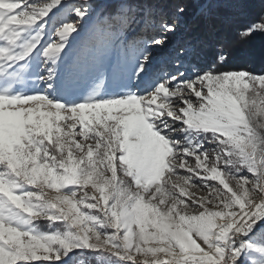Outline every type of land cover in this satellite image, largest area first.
<instances>
[{
  "label": "snow or ice",
  "instance_id": "1",
  "mask_svg": "<svg viewBox=\"0 0 264 264\" xmlns=\"http://www.w3.org/2000/svg\"><path fill=\"white\" fill-rule=\"evenodd\" d=\"M221 8L264 35V0H0V264H264V50Z\"/></svg>",
  "mask_w": 264,
  "mask_h": 264
},
{
  "label": "trees",
  "instance_id": "2",
  "mask_svg": "<svg viewBox=\"0 0 264 264\" xmlns=\"http://www.w3.org/2000/svg\"><path fill=\"white\" fill-rule=\"evenodd\" d=\"M222 3H227L228 0L221 1ZM247 22V17L243 12L230 9L221 8L215 13L212 20L215 26V37L221 43L229 46V48L234 52H248L250 50H255L260 52L264 50V35H256L251 40L245 43H240L239 30L242 28L243 24ZM219 47V45H217ZM214 54L213 47L209 46L204 50L203 59L210 60ZM256 67H261L259 61L256 62Z\"/></svg>",
  "mask_w": 264,
  "mask_h": 264
},
{
  "label": "rangeland",
  "instance_id": "3",
  "mask_svg": "<svg viewBox=\"0 0 264 264\" xmlns=\"http://www.w3.org/2000/svg\"><path fill=\"white\" fill-rule=\"evenodd\" d=\"M223 1V0H220V2ZM193 2H195V0H193ZM242 30V28L238 31L240 33V31Z\"/></svg>",
  "mask_w": 264,
  "mask_h": 264
}]
</instances>
